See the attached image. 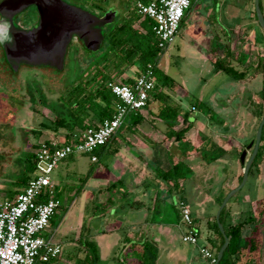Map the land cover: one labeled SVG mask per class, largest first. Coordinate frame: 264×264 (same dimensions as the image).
I'll use <instances>...</instances> for the list:
<instances>
[{
	"label": "rangeland",
	"instance_id": "374dc122",
	"mask_svg": "<svg viewBox=\"0 0 264 264\" xmlns=\"http://www.w3.org/2000/svg\"><path fill=\"white\" fill-rule=\"evenodd\" d=\"M84 1L92 7L96 6L98 12H104L112 6L117 7L122 10V17L131 9L129 8L127 11L126 8H122L123 0ZM220 1L222 0H196L195 5L191 9L193 11H191L189 17H186L184 22L181 23L175 41L168 48L163 49L159 61V67L172 78V81L177 87L183 90V93L181 95L179 94L182 97L181 100L169 97V99L165 101L166 104L173 109L174 117H172L171 120L176 119L177 114L181 113L183 115L192 104L198 105V108L195 107V109H193L192 106L191 112L194 113V111L197 110V113L201 116L206 113L207 107L210 105L212 106V103L214 102V106L217 109V115L225 120L224 126L217 122L211 127L207 123V120L201 122L202 120L197 117V120L195 121L196 129L200 133L212 137L214 141L231 150L217 163L208 164L206 162H200L198 167H195V170L199 175L198 190L205 188L202 197H207V195L211 197L219 187L223 189L229 187L233 188L240 183L239 175L244 168V163L240 160V152H242L249 142L255 138L256 129L259 123V117H257L253 111L254 105L252 103L253 101H251L254 100L253 98L251 99L253 88L248 85L250 83L248 81L249 77L245 79L246 84L243 85L241 81H235V79L226 72L222 70L217 71L213 61L217 58H224L237 68L244 69L246 63H256L257 58L259 57L258 54H264V45L259 46L257 44L256 39L254 38V33L252 32L250 34V30L246 27L247 23H244L237 28V35L234 38V41L230 42V45L235 54H248L245 64H242L239 59H233L232 56L222 54L224 48L220 47L221 42L217 39H212L217 32L221 33V31L220 29L218 30L217 23L215 22L211 25V28L208 31L206 28L208 23L204 16L205 12L212 10L216 3ZM252 3L253 4L249 7L247 5V7L242 9L241 7H234L231 4V0H227L221 10L224 13L227 9L236 12L237 8L236 20L242 21V17L245 16L244 9L246 11L251 9L249 12H252V18L254 20L255 0H252ZM262 5L264 12V0H262ZM218 10H216L217 14ZM193 12H195V15ZM118 16L119 14L116 18ZM18 17L22 18L25 25L33 23L35 18H37L32 7L23 10V12L16 16V19ZM214 18L219 22L218 15ZM214 18L211 17L212 21ZM119 19L120 16L117 20ZM19 21H21V19ZM257 25H259L258 20ZM111 26L112 25L110 24L107 25V29L111 28ZM135 26H138V23H135ZM220 26L222 28L224 27L222 23H220ZM202 36L205 37V41H208L209 45H215L214 50L212 52L210 51L209 56H207L208 60L205 54L201 53L202 51L204 52V49L201 48L203 44L199 40ZM103 49L104 48L102 47L99 50L89 51L97 52L99 54ZM93 59V55L88 54L79 43L72 41L66 57L67 66L63 86H60L59 88H51L48 87L47 81H45L44 83L47 84L46 86L42 84L43 88L36 89L35 86H37V83L35 82L41 78V72L43 70L39 69V67L24 64H22L18 70L20 74L19 79L23 83V89L21 92L13 93L8 91L7 88L11 80H7V88L0 83V202L10 197L11 191L13 192L15 190L20 192L25 187V185H18L19 177L25 171L24 151L33 152V150H35V144H39L41 140H48L43 137L44 133L49 135L55 131H59L60 133L65 132L66 129L64 128L54 130L42 126V123L52 124V120L55 118L53 111L47 106V103H51V100L56 98V93L58 91H62L73 84L82 75L83 71L85 74L83 78L87 79L90 77L94 71L90 67ZM123 75L126 76V74ZM116 80L119 81L120 77H116ZM162 87L173 96L176 93V91L168 86ZM162 87L159 86L156 88L152 92V96L160 92ZM181 89H179L178 92H182ZM33 97L36 99L35 102L30 99ZM159 99L161 100V98ZM146 108L147 107L143 109ZM134 113L135 111H132L127 115L122 128L128 126L130 123V117ZM205 116L208 117V114ZM213 122L215 123V121ZM38 129H41V132L36 131ZM190 140L193 141L194 147L199 146L200 142H202L197 139L196 136L192 137ZM103 149L104 148L100 146L95 151L101 160L99 164L107 163L108 157L112 156L110 155L112 154L111 152ZM251 152L252 148L248 149V156ZM76 156H78L76 169H74L75 167H73L71 159H68L66 160V162L69 163L68 166L61 168V165L59 164L56 168L58 169L60 167L61 169L59 168L52 174V177H56L59 181H62L57 190L61 205L58 208L57 214H55L52 219V226L51 230L48 232V236H51L56 240V237L59 236L61 229H63L62 227L66 223H68V225L72 224L75 227H73L74 229H71V227L67 228V237H65L66 234L64 233L63 240H61L64 241V246L61 243L64 255H62L60 262L57 264H77L76 258L83 257L85 254L84 245L80 241H75L74 239L79 235V227L77 228V226L83 225L86 212L91 208L87 207L88 204L84 194V180H81V177L84 174H77L73 171L78 172L82 170L87 172L90 168L94 169L96 164L91 162L90 154L83 153ZM191 158L193 157L188 156L185 159L190 163L192 160ZM67 173H69V176ZM72 188L73 190L80 188V192L76 196H72ZM246 192L249 196L247 200L249 203H244L240 206L237 202L233 203V199L230 200L229 204H231L233 212L241 207H245L243 210L247 214L250 209H253L254 211L255 209L258 210V205L262 202L264 203V158L259 162V169H255V172L249 175L246 184L237 193V196L242 198ZM187 198L190 203H192V210L195 211L194 203L197 202L198 199H196V196L192 192L187 194ZM219 206L220 205H218L216 209V213ZM94 209L99 208L96 206ZM203 212L202 205L197 204V215L202 217ZM171 215L173 221L178 220V215L174 209ZM234 216L235 220L244 217V215L239 216V214ZM180 223L183 226L182 221ZM262 223H264V218H260L259 225L261 226ZM205 224L203 222L201 235L205 237L207 236V238L213 236L212 233H209ZM59 228L60 230H58V234L56 230ZM54 230L55 232L52 234ZM247 234H249L248 229L246 230V235ZM205 245L210 248L208 243H205ZM262 249L264 250V246ZM263 263L264 259L262 253L260 264Z\"/></svg>",
	"mask_w": 264,
	"mask_h": 264
},
{
	"label": "crops",
	"instance_id": "0c3cea01",
	"mask_svg": "<svg viewBox=\"0 0 264 264\" xmlns=\"http://www.w3.org/2000/svg\"><path fill=\"white\" fill-rule=\"evenodd\" d=\"M195 1L192 0L190 7L186 10L184 19L189 17L191 11H193L191 9L195 5ZM226 1L217 2L212 10L204 13L205 20L208 23L206 28L209 31L211 25L214 22L217 23L218 30L220 29L221 33L217 32L212 39H217L221 42L220 47L224 48L222 54L232 56L233 59H238L240 53L235 54L230 45V42L234 41L237 35V28L247 23L246 27L250 30V34L253 32L257 44L263 46L262 28H260V25H257L255 16L253 20L252 12H249L251 9L248 11L244 9L245 16L242 17V21L236 20L237 8L236 12L227 9L224 13L221 9L224 7ZM231 4L234 7L237 6L243 9L253 3L252 0H231ZM216 10H218V14ZM193 13L195 15V12ZM216 15H218L219 22L214 18ZM211 17L214 18L213 21ZM220 23L224 25L223 28L220 26ZM199 40L203 44L201 48L204 49V52L202 51L201 53L205 54L206 57L209 56L210 51L214 50L215 45H209L208 41H205L204 36L200 37ZM258 55L260 56L261 54ZM250 64H252V68L246 78L249 77L248 81L250 83L248 85L253 88V95L252 97L250 95V97L251 99H255L262 87V73L255 68L257 63L254 64V62L246 63L245 68L246 65L249 66ZM234 79L238 82L241 81L243 85L246 84L245 79ZM167 86L176 91L174 96L167 92L165 88L163 89V87L161 93L173 97V99L181 100L182 97L180 95L183 93V90L177 87L174 82ZM179 89L182 92H178ZM162 102H165L163 96L161 97L158 93L154 96L151 94L149 103L146 106L147 108L140 110L138 114H132L128 126L118 129L110 142L106 146H103V150H108L112 153L110 154L112 156L108 157L107 163L99 164L101 162L99 158L97 162L91 161L93 164H96L94 169L90 168L87 172L82 170V172L73 171L74 173H81L86 176L83 181L85 185L84 194L88 204L87 207L91 208V211L88 210L86 216L84 215L85 220L83 221V225L77 226V228L79 227V235L74 240L80 242L83 240L85 243L91 242L96 244L99 255L97 264H141L140 253L144 242H150L157 247L158 256L155 264H210V260L199 249L200 244L205 243L209 244L215 254L218 253L217 246L220 240L212 223L216 219V209L220 205L219 201L228 193L231 187L227 189L219 187L211 197L209 195L202 197L205 188L198 190L199 175L195 170V167H198L200 162H206L202 155V150L210 148L213 143L224 151L214 161L210 163L206 162L208 164L219 162L223 156L231 151L229 148L214 141L212 137L206 136L196 129L195 121L197 117L202 120L201 122L207 120L210 127L216 124L211 118V114H217V109L214 106L215 102L212 103V106L210 105L211 111L209 113L202 114L201 116H199L197 110L192 113L191 109L194 106L192 104L183 115L181 113L177 114L176 119L173 120H171L172 117L164 118L160 115L161 107L164 106ZM207 114L208 117L205 116ZM139 115L141 119L137 123H134V120ZM221 125H225V120ZM187 126L190 127L187 128ZM184 128L187 129H185L183 136L177 138V135L173 131L177 132ZM77 131L78 129L74 130L72 134ZM68 133L67 130L61 133L55 131L49 135L44 133L43 137L45 139H63ZM195 136L202 141L196 147H194L193 141L190 140ZM188 156L193 157L190 161L191 164L185 159ZM77 158L78 156L65 158L60 163L61 168L68 166L69 163L66 160L71 159L73 167L76 169ZM180 160L186 161L192 168V173L186 179L178 181V184H174L172 180L160 175V171L170 169L172 162ZM58 169L56 168L54 172ZM67 175L69 176V173ZM53 180L58 188L62 181H59L56 177H53ZM79 189L73 190L72 188V196H76L80 192ZM189 192H192L196 196V199H198L194 203L195 211L192 210V203L187 198ZM248 198L249 196L246 192L242 198L236 196L232 202H237L238 205L242 206L244 203H249L247 201ZM181 199H184L191 206L192 217L200 237L198 244L187 243L182 239L184 228L180 223L182 220L178 207V202ZM229 202L230 215L228 218L231 221H237L234 219V215L236 214H239V216L244 215L242 219L249 215V213L246 214L244 212L243 209L245 207H241L233 212ZM197 204L202 205V209L204 210L202 217L196 213ZM96 206L99 209H94ZM173 209L178 215L177 221H173L172 219L171 213ZM203 222L204 224L206 223V228L213 236L207 238V236L201 235ZM70 227L71 229L75 228L74 225L66 223L62 227L63 229H61L60 234L58 232L60 228L56 230L59 234L56 237V241L62 243L63 246L64 241L61 240H63L67 228ZM260 227L262 235L261 250L264 259V250L262 249L264 246V223ZM54 232L55 230L52 234ZM65 237H67V234ZM89 252V246L85 244L84 256ZM62 255H64V252ZM60 258L52 260L49 264L59 263Z\"/></svg>",
	"mask_w": 264,
	"mask_h": 264
},
{
	"label": "trees",
	"instance_id": "16d2710c",
	"mask_svg": "<svg viewBox=\"0 0 264 264\" xmlns=\"http://www.w3.org/2000/svg\"><path fill=\"white\" fill-rule=\"evenodd\" d=\"M260 4L263 10L262 0H260ZM112 8L116 9L117 7L112 6L110 9L108 8L105 11L107 12L108 10H112ZM122 8H126L127 11L129 8L131 9L123 17L121 16L122 10L120 9L118 13L120 19L117 20L119 16L115 18V20L110 23L113 27L111 26V28H106V30H104V41L102 46L99 48H104L101 53L98 54L97 52L89 51L80 42L84 50L88 54L94 56V59L90 64V67L94 70L92 75L85 79L83 78L85 75L83 71L82 75L73 84L62 91H58L56 93V98H53L51 103H47V106H49L53 111L55 118L52 120V124L42 123V126L54 130H58L60 128L66 129L69 132L65 137L66 141L71 140L74 130L85 129L93 124L94 120L101 121L113 115L116 97L107 83L109 81L116 80V77H120L119 81L131 84L134 82L135 78L144 71L148 64H152L156 77L155 89L159 86L162 87L170 85L173 82L172 78L159 67V61L163 53V48L159 46L152 29L154 20L148 16H142L138 13L135 7V0H123ZM118 14L116 12V16ZM254 14L257 19L255 11ZM183 19L184 17L182 18L181 23L183 22ZM135 23H138V26H135ZM262 43L264 44L263 31ZM238 59L242 64H245L247 54L240 53ZM213 62L217 71L222 70L236 79H245L248 72H250V69L252 68V64H250L249 66L246 65V68L244 69H239L230 62L226 61L224 58L214 59ZM256 63L255 68L260 70L262 73V87L256 98L251 101H253L252 103L254 105V114L259 117L260 123L264 114V54H261L257 58ZM43 71L41 72V78L35 82L37 83V86L34 85L36 89H40L41 87L43 88L42 84L45 86L48 84V87L51 88H59L60 86H63L66 75V67L62 72H59L58 75ZM123 74H126V76ZM19 78V72L14 71L11 68L5 59L3 50L0 47V83L7 88V80H11L7 88L8 91L13 93L21 92L23 89V83ZM45 81H47V84L44 83ZM158 94L161 95V97L163 96L165 101L169 99V96L161 93V91L158 92ZM30 99L31 101L33 100V102L36 101L34 97ZM194 106L197 107L198 105ZM210 111L211 108L208 106L206 113H209ZM135 113L138 114L139 111H135ZM173 114V109L165 102L164 106L161 107L160 115L164 118H168L174 117ZM211 118L216 123H224V120L215 113L211 114ZM140 119V115L137 116L134 123H137ZM188 127L190 126H187V128ZM187 128L177 132L173 131V133L177 135V138H181ZM36 131L41 132V129ZM112 138L113 136L106 144L102 145V147L106 146ZM38 145L39 144H35L34 148ZM223 151L224 150L221 147L213 143L210 148L202 150V155L206 162L210 163L222 155ZM23 155L25 159V171L19 177L18 185H26L28 180L33 177L36 172L35 151H24ZM263 158L264 127L259 150L252 163L249 175L255 172V169H259V162ZM191 173L192 168L184 160L172 162L170 169L160 171L161 176L172 180L174 184H178V181L186 179ZM85 177V175L82 176L81 180H84ZM242 178L243 171L239 175V182H241ZM18 192L19 191L15 190L13 192L11 191L9 198H13ZM236 196L237 194L231 199H234ZM222 199L220 200V203ZM248 213L249 215H247L246 218L233 222L228 218L230 215L228 204L223 208L220 219L224 225L225 232L229 237V245L224 251L219 264H260L262 254V235L259 224L260 218H264V203L262 202L258 205V210H249L247 214ZM212 226L219 236L220 242L217 246V251H219L225 237L221 232L216 219H214ZM247 229L249 230V234L246 235ZM81 243L84 247L85 244H87L90 252L83 257L76 258V263L97 264L99 255L96 244L91 242L85 243L83 240H81ZM157 256V247L150 242H144L140 253L141 264H155ZM49 263L50 262H47L46 264Z\"/></svg>",
	"mask_w": 264,
	"mask_h": 264
},
{
	"label": "built area",
	"instance_id": "2783aa9c",
	"mask_svg": "<svg viewBox=\"0 0 264 264\" xmlns=\"http://www.w3.org/2000/svg\"><path fill=\"white\" fill-rule=\"evenodd\" d=\"M191 2L135 0V7L139 14L154 20V35L159 46L165 49L175 41ZM107 84L116 97L113 115L79 129L70 141L51 138L39 142L34 150V176L13 198L0 202V264H46L60 258L62 244L48 236L52 218L61 205L52 174L62 160L70 156L87 153L92 162L99 160L96 149L108 142L130 112L140 111L148 105L156 87L154 67L148 64L131 84L118 80ZM178 207L184 227L183 241L198 244L200 237L190 204L180 200ZM199 248L210 264H215L216 254L205 244H200Z\"/></svg>",
	"mask_w": 264,
	"mask_h": 264
},
{
	"label": "water",
	"instance_id": "95a60500",
	"mask_svg": "<svg viewBox=\"0 0 264 264\" xmlns=\"http://www.w3.org/2000/svg\"><path fill=\"white\" fill-rule=\"evenodd\" d=\"M31 5L37 6L40 20L37 26L25 28L17 23L16 16ZM255 12L264 33V12L260 0H255ZM115 18L116 12L113 10L98 14L66 0H0V47L14 71H18L24 64L58 75L66 67L68 48L73 38L77 37L88 50H98L104 41L105 25L112 23ZM263 127L264 114L255 138L240 154V160L244 163L243 178L228 191L217 210L216 220L225 239L215 264H219L229 245V237L220 219L221 212L248 180L261 143ZM250 148L252 152L248 156Z\"/></svg>",
	"mask_w": 264,
	"mask_h": 264
},
{
	"label": "flooded vegetation",
	"instance_id": "af4514ba",
	"mask_svg": "<svg viewBox=\"0 0 264 264\" xmlns=\"http://www.w3.org/2000/svg\"><path fill=\"white\" fill-rule=\"evenodd\" d=\"M67 2H69V3H72V4H76V5H78V6H83V7H85V8H87V9H89L90 11H94V12H96V13H98V14H104L105 12H98L97 10H96V6L95 7H92V6H90V4H88V3H86L84 0H66ZM29 7H32L33 8V10H34V14L36 15V17L37 18H35V21L33 22V23H31V24H26L25 25V23H23V21H22V18H20V17H18L17 19H16V21H17V23L19 24V25H21L22 27H25V28H33V27H35V26H37L38 25V23H39V20H40V13H39V10H38V8H37V6L36 5H31V6H29ZM29 7H27L26 9H28ZM112 10H114V11H116L117 12V14H118V12L120 11V9L118 8H112ZM23 12V11H22ZM21 13V12H20ZM20 16V15H19ZM21 19V21H19ZM107 25H109V24H106L105 25V27H104V30H106V28H107ZM72 41H74V42H76V43H79L80 44V46L82 47V44L80 43V41H79V39L77 38V37H74L73 38V40ZM71 44V43H70ZM70 46V45H69Z\"/></svg>",
	"mask_w": 264,
	"mask_h": 264
}]
</instances>
